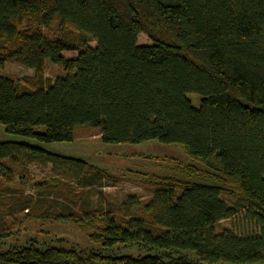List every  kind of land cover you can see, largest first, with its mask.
<instances>
[{"label": "trees", "instance_id": "trees-1", "mask_svg": "<svg viewBox=\"0 0 264 264\" xmlns=\"http://www.w3.org/2000/svg\"><path fill=\"white\" fill-rule=\"evenodd\" d=\"M46 60L65 76L47 80ZM10 62L35 77L0 75L7 132L52 143L100 128L107 144H180L196 165L182 169L189 181L155 178L142 207L129 196L113 210L28 209L88 230L93 245L30 239L0 251V264H264V0H0V69ZM12 163L50 164L82 187L109 177L86 159L0 141L9 181ZM235 218L244 231L218 230Z\"/></svg>", "mask_w": 264, "mask_h": 264}, {"label": "rangeland", "instance_id": "rangeland-1", "mask_svg": "<svg viewBox=\"0 0 264 264\" xmlns=\"http://www.w3.org/2000/svg\"><path fill=\"white\" fill-rule=\"evenodd\" d=\"M89 44L96 46L95 42ZM0 75L13 78L19 85L32 86L35 71L19 63L10 62L0 69ZM64 76L65 72L60 65L46 60L44 77L47 80L53 82ZM188 97L194 106L199 105L197 94H188ZM39 130L43 131L44 127L41 126ZM74 133L72 141L41 143L34 138L9 133L0 123V141L11 140L38 145L53 153L86 159L109 176L103 179L101 186L82 187L67 174L53 171L50 164L45 166L31 164L23 167L12 163L9 166L12 174L9 181L10 177L5 175L7 168L1 167L0 231L6 235L0 241V251L10 245L23 244L30 239L64 246L93 245L89 240L88 230L69 220L34 219L27 212L34 206L40 211L43 210L41 206L46 207L45 213L53 209H73L79 212L94 209L113 210L121 207V203L129 196H134L141 200L142 207L152 195L155 178L164 175H175L187 181L192 178L189 175L187 177L182 169L188 172V168L196 164L186 155L180 144H164L155 140L135 145L107 144L101 140L100 128L88 126L77 127ZM37 183L44 185L41 187ZM48 185L62 187L56 186L58 189H55L56 187L51 189ZM222 196L229 203H236L233 196L228 194ZM36 203L39 205L36 206ZM137 211L133 209V214H137ZM246 228L239 218L223 220L218 226V230L234 229L238 232ZM139 253L138 251L137 254Z\"/></svg>", "mask_w": 264, "mask_h": 264}, {"label": "bare ground", "instance_id": "bare-ground-1", "mask_svg": "<svg viewBox=\"0 0 264 264\" xmlns=\"http://www.w3.org/2000/svg\"><path fill=\"white\" fill-rule=\"evenodd\" d=\"M27 165H28V164H27ZM25 166H26V165H25ZM25 166H23V167H25ZM23 167H22V168H23ZM26 167H27V166H26Z\"/></svg>", "mask_w": 264, "mask_h": 264}]
</instances>
